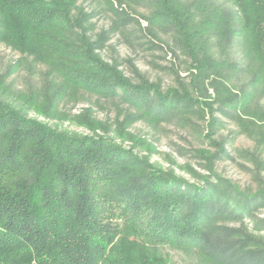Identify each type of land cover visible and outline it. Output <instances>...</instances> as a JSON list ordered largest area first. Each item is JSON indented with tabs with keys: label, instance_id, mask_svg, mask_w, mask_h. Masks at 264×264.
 Segmentation results:
<instances>
[{
	"label": "trees",
	"instance_id": "16d2710c",
	"mask_svg": "<svg viewBox=\"0 0 264 264\" xmlns=\"http://www.w3.org/2000/svg\"><path fill=\"white\" fill-rule=\"evenodd\" d=\"M118 1L146 4L152 24L190 60L192 93L212 94L240 126L242 116L264 120L248 109L264 95V0ZM75 4L0 0V43L45 67L36 94L0 96V264H171L159 252L165 246L219 263L224 243L209 227L218 201L210 191L150 166L88 110L70 119L93 136L59 130L22 107L51 117L55 101L80 89L112 96L118 88L137 106L145 100L147 87L131 88L115 63L94 55L102 38L87 34L88 15ZM241 76L249 80L236 89Z\"/></svg>",
	"mask_w": 264,
	"mask_h": 264
},
{
	"label": "rangeland",
	"instance_id": "374dc122",
	"mask_svg": "<svg viewBox=\"0 0 264 264\" xmlns=\"http://www.w3.org/2000/svg\"><path fill=\"white\" fill-rule=\"evenodd\" d=\"M118 2L76 0L75 13H87V34L92 39L102 38L94 55L108 64L115 63L131 88L147 87L145 100H138L137 106L118 88L112 96L80 89L74 96L55 101L51 117L22 107L30 117L59 130L93 136L70 119L88 110L92 118L109 127L107 136L117 144L141 159L148 158L150 166L172 174L184 185L206 189L218 199L209 227L216 228L224 243L218 250L222 253L220 262L206 261L196 250L161 247L159 252L171 264H239L249 257L250 264H264L263 118L242 116L240 126L234 111L218 103L212 94L199 98L192 93L190 60L152 24L146 4L123 1L119 14L114 12L120 9ZM238 56L239 51L233 49L231 59ZM44 70L31 57L0 43L1 97L16 101L20 93L36 94ZM248 80L241 76L231 83L238 89ZM186 96L189 104L183 101ZM163 98L169 101L165 105ZM199 99L203 104L193 103ZM248 109L264 117V95L252 97Z\"/></svg>",
	"mask_w": 264,
	"mask_h": 264
}]
</instances>
